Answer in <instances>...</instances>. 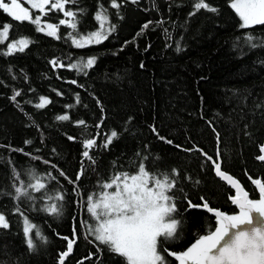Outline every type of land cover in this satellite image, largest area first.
I'll return each mask as SVG.
<instances>
[{
    "label": "trees",
    "instance_id": "trees-1",
    "mask_svg": "<svg viewBox=\"0 0 264 264\" xmlns=\"http://www.w3.org/2000/svg\"><path fill=\"white\" fill-rule=\"evenodd\" d=\"M208 2L218 9L216 13L202 9L189 16L194 0H125L119 9L111 8L110 0H77L68 5L77 12V29L59 25L60 38L37 31L30 22H17L0 10V25L13 26L8 41H30L23 52L11 55L3 54L8 41L0 43V211L9 222L8 229L0 227V264H57L66 248L62 237L72 238L74 228L77 240L65 264L79 260L84 264H125L82 230L81 223L89 218L83 201L99 191L98 180H107L114 170H129L133 162L145 157L156 162L153 171H179L176 218L184 223L180 239L163 242L170 250L184 248L197 233L204 234L214 226V217L190 209L188 200L199 204L203 197L212 207L235 210L228 200L231 189L213 174L202 153L215 159L218 149L222 169L237 178L250 197L257 196L249 177L264 181V162L256 159L264 140V47L252 48L245 37L250 33L264 38V26L241 29L230 0ZM100 5L107 9L106 24L116 25L115 31L100 44L74 46L69 33L87 36L96 31ZM62 18L61 12L49 11L42 19L58 25ZM149 21V28L137 36ZM91 57L96 58L91 68L67 67ZM52 61L65 66H54ZM17 91L21 95L11 99ZM41 96L50 103L38 109L35 105ZM63 114L70 120L56 119ZM102 117V127L95 128ZM81 119L88 126V136H82L84 129L74 123ZM112 130L118 132V138L105 149L101 146ZM84 138L97 140L90 150L96 165L82 157ZM44 160L50 163L46 165ZM82 160L87 170L76 192L75 185L60 177L59 171L75 180ZM33 169L57 177L46 196H54L60 189L66 195L59 202L63 205L59 215L43 210L46 197L43 202L25 200L20 204L46 237H36L37 229H33L30 235L35 247L29 249L23 217L13 211L19 201L9 194L14 193V172L27 181ZM89 254L93 258L85 259ZM168 259L175 264L174 258Z\"/></svg>",
    "mask_w": 264,
    "mask_h": 264
},
{
    "label": "snow or ice",
    "instance_id": "snow-or-ice-1",
    "mask_svg": "<svg viewBox=\"0 0 264 264\" xmlns=\"http://www.w3.org/2000/svg\"><path fill=\"white\" fill-rule=\"evenodd\" d=\"M77 0H27L31 9L39 11V14L33 17L29 8L22 6L21 0H0V10H3L9 17L17 22H30L37 26V31L46 32L50 37L60 38L57 36L58 26L66 25L69 28L77 29V12L71 10L68 5H74ZM125 0H110V6L119 9ZM138 0H132L137 3ZM230 7L239 17L241 29H249L252 26H264V0H230ZM193 11L189 16L196 15L200 10H207L216 13L218 9L212 6L208 0H194ZM49 11H57L63 14L58 25L54 23H43L42 18L46 17ZM82 12L83 9H80ZM118 14V13H117ZM95 19L100 22V28L89 33L87 36H78L75 31L69 33L72 44L78 48L86 45L100 44L106 40L109 34L115 31L116 25L108 22L107 9L100 5ZM152 22H146L137 36L143 35L144 31L149 28ZM157 23H163L158 21ZM13 26L8 23L0 25V43L9 40L10 32ZM239 39V38H238ZM246 42L252 48L264 47V38L254 37L250 33L245 37ZM258 40L259 43H254ZM29 40L21 38L12 40L7 43V51L4 55H11L14 52H23L29 45ZM179 50V48L177 49ZM96 62L95 57L88 58L86 62L69 63L67 67L83 71L93 67ZM53 65L64 67L58 61H52ZM141 67H144L141 64ZM71 83L75 84L73 80ZM59 94V93H58ZM20 92H15L11 99L15 100L20 96ZM77 102L79 96L77 94ZM50 103L49 99L44 96L40 97V102L35 105L38 109H43ZM71 108L72 105H66ZM59 121H69L68 114L56 117ZM77 126L84 129L82 136H88L86 122L81 119L74 122ZM103 117L95 128L102 127ZM215 131V129H213ZM152 131L158 135L154 126ZM118 132L112 130L110 135L106 136V142L101 146L105 149L112 144L114 138H118ZM165 140L164 137H159ZM219 133L217 140L219 141ZM69 140H75L73 136H68ZM172 144L171 140L166 141ZM30 144L31 141H26ZM82 157L90 161L93 165L97 162L90 155V150L97 146V140L94 138H84L82 141ZM177 147H180L177 145ZM198 151H202L197 149ZM23 152L22 149L18 150ZM54 151V150H53ZM191 151V149H185ZM262 153L257 158L264 161V145L260 146ZM30 155V154H29ZM137 155H140L137 153ZM208 160L211 156L203 153ZM217 159L212 161L215 174L226 180L234 189L235 195L230 196L231 203L238 208V212L233 214L225 213L219 209H213L207 201L203 204H193L188 200L189 208L202 207L208 212L213 213L215 217L214 230L209 227L206 234H198L185 250L172 251L163 246V242H172L180 239L183 225L182 219H177L179 210L175 191L179 181V171L176 168L163 171H153L156 162L150 161L145 157L140 161L133 162L129 170H114L112 175L104 180L101 178L97 181L99 191L88 194L83 203L87 213L92 219V223L83 221L89 235L94 237L99 245L107 247L108 251L123 258L125 264H171L168 257L174 258L178 264H264V181L261 179H252V183L258 189V198H250L249 192L241 187L240 183L231 175L221 170L220 152L217 151ZM33 159L40 160V157L33 156ZM158 159V158H157ZM46 165L50 162L43 161ZM115 163V162H113ZM151 163V167L149 166ZM56 168V165H52ZM87 170L84 160L81 161L80 170L77 172L75 180H72L67 174L60 170V177L68 180L75 185L73 191L78 192L79 182ZM29 180L22 178L21 173L14 172V201L19 203L14 205V213L23 217V234L26 238V244L29 249H33L34 238L30 233L37 226L30 222L26 212L20 207L25 200L35 203L38 199L43 202L46 197L48 203L44 211L50 215H59L63 205L59 202L65 201V193L62 189L57 190L54 196H46L47 192L52 190V182L57 177L51 172L45 175L37 174L35 169L28 172ZM37 195H33V194ZM187 199V197H185ZM204 198L201 197V200ZM38 210V209H37ZM0 227L9 228L6 214L0 211ZM41 240H46L39 229L34 233ZM77 235L76 229H73V236ZM67 241V249L59 254V264H65L66 258L73 251L75 239L62 237ZM102 251V249H100ZM93 255L89 254L85 259H92ZM77 264H84L83 260Z\"/></svg>",
    "mask_w": 264,
    "mask_h": 264
},
{
    "label": "water",
    "instance_id": "water-1",
    "mask_svg": "<svg viewBox=\"0 0 264 264\" xmlns=\"http://www.w3.org/2000/svg\"><path fill=\"white\" fill-rule=\"evenodd\" d=\"M261 145H264V140H263V142H262V144ZM260 145V146H261ZM260 146H259V154L256 156V159L258 160V161H260L257 157L259 156V155H261L262 153L260 152ZM217 151H218V149L216 150V154H217ZM203 154V153H202ZM205 156V155H204ZM208 156V155H207ZM206 157V156H205ZM207 158V157H206ZM217 159V155H216V157H215V159L212 157V160H209L210 161V163H211V165H212V172H213V174L220 180V181H222L227 187H229L233 192H232V194L230 195V196H232V195H235V189L226 181V180H224V179H222V178H220V177H218L216 174H215V169H214V165H213V163H212V161H214V160H216ZM220 163H221V160L219 161ZM260 162H264V161H260ZM221 170L222 171H225V170H223L222 169V167H221ZM228 175H231L234 179H236L239 183H240V185H241V187H243V185H242V183L237 179V178H235L232 174H230L228 171H225ZM252 179H260V178H253V177H251ZM252 179H250V181H251V183H252ZM253 184V183H252ZM254 185V184H253ZM254 187H255V185H254ZM244 188V187H243ZM256 188V187H255ZM244 190L245 191H247L245 188H244ZM256 190H257V196L256 197H250V198H253V199H256V198H258V195H259V193H258V189L256 188ZM248 192V191H247ZM230 196L228 197V200L230 201V203H231V200H230ZM204 201H206L205 199H203L199 204H197V205H201V204H203L204 203ZM232 204V203H231ZM233 205V204H232ZM210 206V205H209ZM234 206V208H235V210L234 211H231V212H227V211H224V210H221V209H219V208H216V207H212V206H210L211 208H213V209H219V210H221V211H223V212H225V213H228V214H233V213H235V212H238V208L235 206V205H233ZM197 209H201V210H204V211H206L208 214H210V215H212L213 217H214V214L213 213H210V212H208L206 209H203L202 207H199V208H197ZM214 219H215V217H214ZM214 227H215V223H214V226L212 227V229L214 230ZM204 234H206V233H204ZM201 235H203V234H201ZM69 238V237H68ZM196 238H198V236L196 237ZM196 238H194L190 243H188L184 248H182V249H180V250H176V251H182V250H185L188 246H190V244L191 243H193L194 242V240L196 239ZM69 239H75V240H77V236H73L72 235V238H69ZM73 247H74V245H73ZM66 249H67V242H66V248L63 250V251H66ZM62 251V252H63ZM172 251H175V250H172ZM61 253V252H60ZM72 254V253H71ZM70 254V255H71ZM79 261H81V260H79ZM57 264H59V256H58V259H57ZM74 264H77V262L76 263H74ZM175 264H178V262H176L175 261Z\"/></svg>",
    "mask_w": 264,
    "mask_h": 264
},
{
    "label": "rangeland",
    "instance_id": "rangeland-1",
    "mask_svg": "<svg viewBox=\"0 0 264 264\" xmlns=\"http://www.w3.org/2000/svg\"><path fill=\"white\" fill-rule=\"evenodd\" d=\"M21 3H22V6L29 8L30 13H32L33 17H34L35 15L39 14V11H38V10L31 9V6H30L29 3H27V0H21ZM42 21H43V23H49V22L45 21L44 19H42ZM240 23H241V21H240ZM106 25H107V24H106ZM99 28H100V22L98 21V29H99ZM98 29H97V30H98ZM1 30H2V28H1ZM45 33H46V32H45ZM18 39H21V38L11 39L10 41H8V43L11 42L12 40H18ZM87 214H88V213H87ZM87 216H89V218H87V221H88L89 223H92V219H91L90 215L88 214ZM214 220H215V219H214ZM214 223H215V222H214ZM81 224H82V223H81ZM81 227H82V230H85V229H86V228H85L84 226H82V225H81ZM181 249H182V248H181ZM177 250H180V249H177ZM65 261H66V260H65Z\"/></svg>",
    "mask_w": 264,
    "mask_h": 264
},
{
    "label": "flooded vegetation",
    "instance_id": "flooded-vegetation-1",
    "mask_svg": "<svg viewBox=\"0 0 264 264\" xmlns=\"http://www.w3.org/2000/svg\"><path fill=\"white\" fill-rule=\"evenodd\" d=\"M215 157H216V155H215ZM252 185H253V184H252ZM253 186H254V185H253ZM232 192H233V191L231 190V192H230V193L232 194ZM231 194H230V195H231ZM228 197H229V195H228ZM201 201H202V200H201ZM214 222H215V220H214Z\"/></svg>",
    "mask_w": 264,
    "mask_h": 264
}]
</instances>
